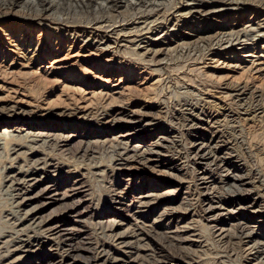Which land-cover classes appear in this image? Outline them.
<instances>
[{"label": "rangeland", "instance_id": "rangeland-1", "mask_svg": "<svg viewBox=\"0 0 264 264\" xmlns=\"http://www.w3.org/2000/svg\"><path fill=\"white\" fill-rule=\"evenodd\" d=\"M103 1L0 14V264H264V30H249L264 8L170 20L140 41L169 51L152 60L103 29L149 10L99 14ZM231 31L260 71L204 49ZM235 176L246 184L229 192Z\"/></svg>", "mask_w": 264, "mask_h": 264}, {"label": "bare ground", "instance_id": "bare-ground-1", "mask_svg": "<svg viewBox=\"0 0 264 264\" xmlns=\"http://www.w3.org/2000/svg\"><path fill=\"white\" fill-rule=\"evenodd\" d=\"M27 2H25V6L24 7H28L29 9V6H30V9H34L36 7H41L43 8L42 12H44V14L46 13H49L51 10H53V8L55 7V4L56 2H48V0H26ZM78 1V0H77ZM88 2H92V0H87ZM94 1V0H93ZM220 1V4H213L211 6H206V4L204 3H199L197 0H109V1H103V3L105 4H96L95 6H97V10L98 12H100L99 14H110L113 11H116L118 9L121 8L120 3L121 2H124V6L123 8L126 10L125 14L128 16V14H136V16H138L137 14L138 13H141L143 12V10H149L147 12V14H143L142 17H139V18H142L141 19H138V21L140 22L138 24V26H136L135 28L133 29H127L126 26H118V23H116L115 21V25L114 26H109L106 25V26H102L104 31L105 32H108L110 33L111 35H113V37H115V39L117 38H127V40H129L130 44L133 43L134 46H133V49L135 48V51H139L140 49L143 50V53L142 55L143 56H147L149 55L151 57L152 60L156 59L157 57H161V56H168L170 55L167 51H155L153 50L152 46H153V43L150 44V48L149 49H146V48H143V47H140V41H146V38H145V35H148V36H151V37H155V36H160L164 33V35H166L169 31H170V28H173V27H170L169 26V21L170 20H176V19H181L183 17V19L185 20L184 17H187V16H190L192 19L196 16V14H200V9L204 8L207 9V8H215V9H220V8H227V9H230V8H237L238 4H240L241 2L239 0H218ZM253 1V0H252ZM21 0H0V14L1 13H4V12H8L9 10L15 8V7H18V5L20 4ZM98 2V1H97ZM101 2V0H100ZM167 3V4H164ZM254 2L256 4H258L259 6H262L264 8V0H254ZM82 3V2H81ZM95 3V2H94ZM193 3V4H192ZM24 4V3H23ZM198 4H202L200 7L198 6ZM223 4V7H219L220 5ZM86 5V4H85ZM198 6V7H197ZM94 7V6H93ZM24 9V8H23ZM29 9V10H30ZM214 9V10H215ZM189 10V12H187L186 14L184 13L185 11ZM192 11V12H190ZM206 11V10H205ZM209 11V10H208ZM91 12V11H90ZM102 12V13H101ZM122 12V11H121ZM124 12V11H123ZM146 12V11H145ZM220 11L218 10V12H213V14H216V13H219ZM22 13V12H21ZM117 13V12H116ZM119 13V12H118ZM205 13V12H204ZM209 12H206L205 14H208ZM212 13V12H211ZM19 14V13H18ZM123 14V13H122ZM191 14V15H190ZM26 15V14H25ZM125 15V16H126ZM1 16V15H0ZM22 16H24V14L22 13ZM21 16V17H22ZM28 16V15H27ZM38 16H43V15H36L35 17H38ZM116 18H117V15H115ZM114 16V18H115ZM119 16V15H118ZM130 16V15H129ZM129 16H128V19H129ZM103 17V16H102ZM121 17V16H120ZM40 18V17H39ZM105 18V17H104ZM103 18V19H104ZM111 18V17H110ZM124 18V17H123ZM122 18V19H123ZM3 19V18H2ZM106 19V18H105ZM112 19V18H111ZM126 19V18H125ZM123 20V23L126 25V20ZM127 19V20H128ZM132 18H130L131 20ZM136 19V18H135ZM182 19V20H183ZM100 20V18H99ZM101 21H104V20H101ZM106 21V20H105ZM110 21V20H109ZM114 21V19L112 20ZM126 21V22H124ZM111 22V21H110ZM122 22V21H121ZM120 22V23H121ZM137 22V21H135ZM180 22V20H179ZM104 23V22H103ZM109 23V22H108ZM172 23V22H171ZM170 23V24H171ZM175 23V22H174ZM173 23V25H174ZM176 23H177V20H176ZM112 24V23H111ZM122 24V23H121ZM136 24V23H135ZM70 25V24H69ZM74 25V24H73ZM172 25V24H171ZM102 27H95L93 28L96 33L102 31L103 29H101ZM132 27V26H131ZM176 28V27H175ZM172 30V29H171ZM248 30V29H247ZM251 32H260L262 30H264V22H260V24H257L255 25L254 27L250 28L249 29ZM12 31H14V29H12ZM98 31V32H97ZM103 31V32H104ZM15 32H17L15 30ZM94 32V33H95ZM249 32V31H248ZM263 34V33H262ZM261 34V35H262ZM94 35V34H93ZM257 35V34H256ZM260 35V36H261ZM264 35V34H263ZM167 36V35H166ZM165 36V37H166ZM105 36H103L104 38ZM112 37V38H113ZM162 37V36H160ZM163 38V37H162ZM253 38V37H252ZM100 39V38H99ZM111 39V38H110ZM114 39V40H115ZM162 40V39H161ZM253 40V39H252ZM26 41V40H25ZM110 41V40H109ZM108 41V42H109ZM119 41V40H118ZM99 42V41H98ZM101 42V41H100ZM113 42V41H112ZM204 42V41H203ZM103 43V41L101 42ZM115 43V42H114ZM120 43V42H119ZM146 43V42H144ZM254 43V42H253ZM111 45V44H110ZM142 45V44H141ZM145 45V44H144ZM207 47L204 48L206 49L207 51V48L211 47V46H215L217 48H220L221 51H234L233 53H237L236 51H244L243 55L240 56V58L237 60L239 63L241 64H248L250 65V67L248 68V72L249 71H260L262 67H264V63H261L260 65L262 67H259V68H255L254 65H255V61H253V59L251 60V58L253 57V54L250 53V48L249 46L251 44H248L247 41L245 40H241V34L237 31H231V32H224V33H219L218 36H216V38L209 44H205ZM111 46H114V45H111ZM124 46V45H123ZM122 46V47H123ZM147 46H148V43H147ZM155 46V45H154ZM110 46H108L109 48ZM127 48V47H126ZM202 48L201 46H198V47H195L194 50H196V52L198 51V49ZM114 49V48H113ZM131 49V48H130ZM176 49V48H175ZM190 47H181L179 49V52L180 54H189V51ZM176 51V50H175ZM204 51V50H203ZM213 51V50H212ZM119 52V51H118ZM134 52V51H133ZM174 52V51H173ZM192 52V51H191ZM175 53V52H174ZM173 53V54H174ZM229 53V52H228ZM134 54V53H132ZM137 55V54H135ZM223 54H221L222 56ZM139 57V55H137ZM143 56H140V57H143ZM148 57V56H147ZM159 59V58H158ZM145 60V59H144ZM142 60V61H144ZM210 60V59H209ZM233 60V59H232ZM214 61V60H212ZM219 61V60H218ZM236 61V62H237ZM237 62V63H238ZM215 63V62H214ZM226 63V62H225ZM203 64V62H202ZM224 64V63H223ZM227 64V63H226ZM230 65V64H229ZM259 65V66H260ZM195 66V65H194ZM204 67V66H203ZM254 67V68H253ZM208 68V67H207ZM195 70V69H194ZM193 71V70H192ZM202 71V70H201ZM247 71V70H246ZM243 91V90H242ZM236 92V91H235ZM246 94V93H245ZM251 94V93H250ZM237 97V96H236ZM256 97V96H255ZM239 99V97H237ZM236 99V98H235ZM239 101V100H238ZM248 101V100H247ZM250 101V100H249ZM243 102V100H242ZM233 103V102H232ZM207 105V104H206ZM213 105H214V102H213ZM218 105V104H217ZM181 106V105H180ZM242 106V105H240ZM209 108V107H208ZM244 108V107H243ZM217 112V111H216ZM211 113V112H210ZM239 113V112H238ZM198 115V114H197ZM223 115V114H222ZM223 117V116H222ZM225 119V118H224ZM215 121V120H214ZM220 121V120H219ZM226 121V120H225ZM218 122V121H217ZM212 126V125H211ZM3 135L0 134V137H4V138H7L10 134L5 130L3 131L2 133ZM12 137V136H10ZM8 137V138H10ZM43 137V136H42ZM7 138V139H8ZM30 138V137H29ZM32 138V137H31ZM35 140V139H34ZM33 140V141H34ZM2 142V141H1ZM29 144V143H28ZM207 142L206 143H201V144H197V146H195L196 150L198 151H201V152H205V150L209 151V154L211 155L212 154V149H214L213 147H210L208 146ZM236 144V143H235ZM3 145L0 143V146ZM29 146V145H27ZM214 146V145H213ZM240 146V145H239ZM243 146V145H242ZM217 147V146H216ZM215 147V148H216ZM3 148V147H2ZM28 149V148H27ZM31 150V149H30ZM126 149H123V151L125 152ZM215 150V149H214ZM256 150V149H255ZM32 151V150H31ZM119 157L121 156V154H118ZM122 155H125L122 154ZM126 156V155H125ZM139 158V157H142V155H134L132 157H130V159H134V158ZM201 157V156H200ZM195 158V157H194ZM42 159V158H41ZM200 161H203L204 164H202L204 166V168L208 165L207 164V160L206 158L204 159V156L203 158L201 157L199 159ZM223 161V159H222ZM38 162H39V159H38ZM37 163V162H36ZM215 163V162H214ZM230 164V163H229ZM226 165V164H225ZM212 166V165H211ZM224 166V165H223ZM43 167V166H42ZM44 168V167H43ZM36 170V169H35ZM236 171L237 168L234 167V166H224L223 168V171L227 174H229L230 172L232 171ZM36 172V171H35ZM205 172V171H204ZM205 174V173H204ZM237 176H235L234 178H231L230 179V183H229V186L227 188V190L229 192L232 191V189H236L238 188L237 190L240 191V187H243V185H245L246 183L243 181V178L241 177H238L236 178ZM8 179V178H7ZM31 180V179H30ZM29 180V181H30ZM33 180V179H32ZM212 182V181H211ZM231 190V191H230ZM28 199V198H27ZM31 200H33L32 198L31 199H28L26 200V202H31ZM149 201V200H148ZM25 202V203H26ZM23 204V203H22ZM142 204V202L140 203ZM144 204V203H143ZM149 204V203H148ZM146 204V205H148ZM28 205V204H27ZM211 209V208H210ZM31 210V209H30ZM34 210H31V212L28 210V213H34L33 212ZM15 213V212H14ZM31 215V214H30ZM27 216V215H26ZM29 216V215H28ZM36 216V214H33V217ZM31 218V217H30ZM209 218V217H208ZM25 219V218H24ZM14 220V219H13ZM26 220V219H25ZM32 220V219H31ZM30 220V221H31ZM34 221V220H33ZM22 222V221H21ZM39 223V222H38ZM19 226V224H18ZM36 226V225H35ZM38 227V226H37ZM48 229V228H47ZM219 236H222V234H218ZM247 238H249V236L247 235L246 236ZM259 242V241H258ZM262 242V241H261ZM15 243V242H14ZM7 245V244H6ZM59 246V245H58ZM263 246V245H262ZM16 248V247H15ZM21 248V247H20ZM19 248V249H20ZM259 248V247H257ZM259 252V251H258ZM18 253V252H17ZM22 253V252H21Z\"/></svg>", "mask_w": 264, "mask_h": 264}]
</instances>
